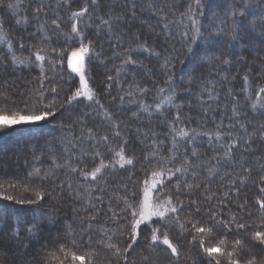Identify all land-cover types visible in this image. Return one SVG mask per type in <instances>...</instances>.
<instances>
[{"label": "trees", "instance_id": "trees-1", "mask_svg": "<svg viewBox=\"0 0 264 264\" xmlns=\"http://www.w3.org/2000/svg\"><path fill=\"white\" fill-rule=\"evenodd\" d=\"M2 2L15 7L5 23L12 53L0 41V72L19 74L27 96L41 93L44 102L55 86L58 100L42 107L56 111L49 120L0 132V161L20 156L26 166L19 181L38 179L33 194H0V253L38 252L32 264H57L65 253H88L91 264H216L202 255V233L193 225L211 229L230 249L240 240L234 258L242 259L244 248L264 253L253 239L264 232L257 203L264 202V0ZM78 35L98 53L95 99L66 109L78 83L65 53L79 46ZM41 50L53 55L47 75L61 58L59 82H43L34 66L14 65V56ZM117 153L131 166H115ZM97 166L95 178L82 176ZM159 166L171 174L160 192L178 208L155 222L157 236L167 234L178 255L152 244L151 226L139 229L125 252L140 182ZM7 261L0 255L1 264Z\"/></svg>", "mask_w": 264, "mask_h": 264}, {"label": "rangeland", "instance_id": "rangeland-1", "mask_svg": "<svg viewBox=\"0 0 264 264\" xmlns=\"http://www.w3.org/2000/svg\"><path fill=\"white\" fill-rule=\"evenodd\" d=\"M3 6H4V3L2 2V0H0V36L4 37V39L0 40V41L2 43H4L6 46H8L7 48L9 50V52L12 53L11 45L8 44L9 43V41L7 39L8 33H7L6 28H5V23L7 21L6 15L8 14L7 12H10V8L8 6L5 8H2ZM73 36H75V35H73ZM79 36L80 35L76 36V38L78 37L79 46L76 49H73L71 51L68 50V54L65 53L66 68L72 74H74L77 77L76 81L78 83L77 88L72 90L71 91L72 93L70 94V96L67 97V102L65 104V107L67 106V104L72 105L71 108L74 107L75 103L77 105L81 104V103L87 104V105L94 103V99H95L94 82H96V80L98 79V74H97V72H95L96 65H97L96 59H98V56H97L98 53L95 50H91L90 49L91 45L89 43H87L86 41H83L82 36H80V37ZM75 39H73V40H75ZM82 46H87L89 49V51L84 54L83 75H84L85 81L88 83V88L92 93V99L88 100L86 97H79L75 100H72L71 103H69V100L71 99V97H73L76 90L80 87V77H79V74L71 71V69L68 66V60H69V57L71 56V53L74 51H78ZM41 51H43V50H41ZM41 51L33 54V57H27V56L26 57H19V56L15 57L14 56L13 63L16 66L31 65V66H34L35 70L39 69L40 72L37 73V78H40L45 83L50 82V81L51 82L52 81H56V82L58 81L59 82L61 80V77H62L61 76V74H62L61 69L59 67L63 66V62L60 61L61 58H59L60 60L58 59L54 62L56 67L59 66V67H57V71H56V73L57 74L59 73V74L57 75L55 72L53 73V70H51L50 73L47 75V74H45L46 73L45 63L49 59V56L52 57L53 55H52V53L49 52L50 55L45 56V54H47V52H45V51L41 52ZM37 54H39L40 56H43L44 59L43 60H37L36 59ZM57 54L60 55L61 53L57 52ZM253 56L256 57L257 55L254 54ZM19 61H23V63H19ZM101 69H104V68L101 67L100 70ZM18 75L15 74L14 78L12 79L11 78L12 76L10 75V73L4 74V73L0 72V115H12V114H17V113L35 114L37 111H44L42 109V107H49V106L56 105L57 100H58L57 97L55 96L56 91L58 89L57 87H55V86L52 87V88L56 89L55 92H53L52 89H50V88H48L46 90L47 93H50V96L49 95H47V97L45 96V99H44L45 102H44V101H42V96L40 97L41 93H39L35 96L34 95L33 96H27V95L31 94L29 92L30 90L25 89L26 85L25 84H24V86L22 85V83L19 81ZM13 82H15L16 84H14ZM24 90H25L26 99H22V96L24 94ZM48 102H50L51 104ZM68 107H66V109ZM55 112H50V113H52V115H50L46 120H49L50 118H52V116H54ZM46 120H44V121H46ZM35 124H37V123H35ZM28 125H33V124H19V125H16L15 127L16 128L17 127H24V126H28ZM15 127H12V128H15ZM12 128H3V129H0V132H4V131L12 129ZM79 138H80V140H84V136L82 135V133L79 134ZM66 139H67V141L70 140L68 142V145L73 147V145L71 144L72 143L71 138H66ZM9 159H7V161L6 160L0 161V194L8 195V196L12 195L14 197L21 196V194H33L32 193V187L35 186L34 184H38V179H36L35 181H29L27 183L25 182L24 184H22L18 179L19 176L16 174L20 170H24L25 169L24 166H26V165L23 164L20 156L17 157V159L16 158L14 159V157H13V159H11L10 162L8 161ZM115 160L116 161H115L114 165L119 166V168H121V165H123V167L131 166V164L125 163V161H127L126 157H124V159L122 160L121 156L117 155ZM129 160H131V159H129ZM97 168L100 169V168H102V166H97L96 168L92 169L91 172L84 174L82 176L86 179H93L92 173ZM53 169H54L53 171H56V169L54 167H53ZM154 173H160V175H154ZM2 175H4L5 178H3ZM19 175H20V173H19ZM96 175H97V173H96ZM145 175H147V176H145L144 180H142V182H140L141 184H140L138 199L136 200L135 204H132V205H134V210H137V211L139 210V204L143 198V192L145 189L150 190V195L152 197L151 202L153 204H163L164 207H169V205L167 204V201L171 200V202H172L171 206L178 208V206L172 201L173 198L171 196H167L164 192H160L161 186L163 185V183L166 182V180H168V178L171 175L168 172V170L166 168H164V166H159V167L153 168L152 170H150L149 173H146ZM25 177L27 180H30L28 178V174H27V176L25 175ZM153 185H154V187H153ZM34 188L35 187H33V189ZM16 190H21V192L19 193V191H16ZM35 199H37V198H35ZM51 199L58 201V194L56 196L54 195ZM117 200L118 199H116V201ZM120 206H122V205H120ZM170 214H172V213L168 212L166 214V217L169 216ZM157 220L161 221L160 218L153 217L147 223L142 224L139 229H141L142 227H145V226H151L152 231L154 228L158 229L159 226L157 225V227H156V225H155V222H157ZM139 229L137 230L138 231L137 238L140 237L139 236L140 235ZM163 237L159 238L157 242H160L163 239ZM199 237H200V243H201V241H203L204 247H206V248L215 247V246H218V244H219V246H221L220 241L221 240L224 241V239H220L215 234L209 233V232L202 233ZM211 240H212V242L214 241V243H217V244L209 245ZM224 244L225 243H223L221 246V249L223 250V254L219 255L217 258L219 259L220 264H221V261L229 264L230 258L227 256V252H231L233 250V248L231 247V249H230V246L227 248V246H224ZM174 246H176V248L178 250L177 245L174 244ZM243 250H246V252L244 253V255H242V257H241L242 259H240L239 257L234 258V255H236V253H237V255H239L238 252L234 253L232 259L240 261V264H246L247 260L253 259V258L256 259L257 256L261 254V256L259 257L258 263L256 262L258 260V258H257L255 260V264H264V253H262V252L259 253L256 250H253V251L247 250V248H244ZM12 251H6L4 253L3 252L0 253L1 256L5 257V258H9L10 262L7 261L8 264H32L34 258L36 261L38 259V257H40L38 252L36 253V256L32 258L29 255H22V256L16 255V253L14 251L13 252ZM257 253H258V255H257ZM149 254H150V256L154 257V254L152 252H149ZM202 255H207L203 248H202ZM81 256L85 257V264L93 263V258L90 255H88V253L85 255L83 254ZM208 258H209V256H208ZM61 259H62V262L57 263V264H80L79 261H73L71 255L69 253H65V255H62ZM64 259L66 260L65 262H64ZM140 260H142V259H140ZM140 260H138V261H140ZM196 260H197V258H194L195 262H196ZM212 261L216 263V259H212ZM260 261H262V262H260ZM129 263L130 262L128 259L126 261V264H129ZM154 264H156V263H154Z\"/></svg>", "mask_w": 264, "mask_h": 264}, {"label": "snow or ice", "instance_id": "snow-or-ice-1", "mask_svg": "<svg viewBox=\"0 0 264 264\" xmlns=\"http://www.w3.org/2000/svg\"><path fill=\"white\" fill-rule=\"evenodd\" d=\"M93 3H95V0H93ZM9 8H14L15 5L9 4ZM83 15V12H75L73 13V16H81ZM103 23H107V21H102ZM55 23V21L53 22ZM72 32L76 33L77 28L76 25L72 26ZM4 37L0 36V40H3ZM23 47V45H21ZM89 51L87 46H82L78 51H74L71 53V56L69 57L68 60V66L71 69L72 72L79 74L80 77V87L76 90L75 94L71 99L69 100V103H71L72 100H75L79 97H86L88 100L92 99V93L88 88V83L85 81L84 75H83V69H84V54ZM37 60H43L44 57L40 56L39 54L36 55ZM19 63H23V61H19ZM53 92L56 91L55 88L52 89ZM52 113L45 112V111H37L35 114H22V113H17V114H12V115H0V129L3 128H12L15 127L16 125L19 124H35L42 122L46 120ZM183 134V133H182ZM106 139V138H105ZM117 155L121 156V159L123 160V154L122 153H117ZM125 163L131 164V160L125 161ZM123 167V165H121ZM184 171H187L186 168L183 169ZM100 171L99 168H97L93 173L92 176L95 178L96 173ZM177 172L182 171L181 168L176 169ZM154 175H160V173H154ZM154 187V185H153ZM191 187V185H189ZM261 191H264V188H261ZM43 197L37 193V199H42ZM8 199H11V197H8ZM152 197L150 195V190L145 189L143 192V198L140 201L139 204V210H133L132 211V217L133 220L131 221V241L128 245V248L124 249L125 252L128 251V249L132 248V245L136 243L137 240V235H138V229L142 224L147 223L150 221L153 217H158L160 220H163L166 217V214L168 212L171 213H176L177 208L171 206V200L167 201V204L169 207H164L163 204H153L151 202ZM259 203L260 208L264 209V202L257 201ZM128 207H132V205H127ZM234 219V218H233ZM231 222V221H230ZM227 227V225H225ZM183 227V225L181 226ZM195 228V231L197 233H206L210 232L211 229H207L205 227H197L196 225H193ZM238 228L243 229L245 225L243 224H238ZM31 231V229L29 230ZM157 229H153L152 231V236H151V242L152 244H156L158 241V236H157ZM253 239L256 241H259L262 245H264V232L257 231L254 233ZM163 245L167 247V249L171 250V254L173 256L178 255V250L176 246L170 241L169 237L167 234L164 235L163 239L160 241ZM224 243L223 240L220 241V244L222 245ZM241 245L240 240H236L235 245L233 246V250L231 252H227V256L230 258L229 259V264H240V261L232 259L234 253L236 252V246ZM110 248H115V254L117 256L120 255L121 250L118 247H115V245H109ZM201 248L204 249L205 253L207 256H209L212 259H216V264H220L219 259L217 258L219 255L223 254V250L221 247L215 246L211 248H206L204 247L203 241H201ZM71 257L73 261H79L80 264H85V257L77 255L75 253H71ZM246 264H255V260L249 259L246 261Z\"/></svg>", "mask_w": 264, "mask_h": 264}]
</instances>
